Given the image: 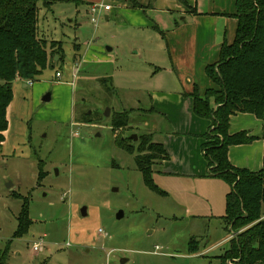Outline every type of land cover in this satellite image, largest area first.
I'll return each instance as SVG.
<instances>
[{
	"label": "rangeland",
	"instance_id": "1",
	"mask_svg": "<svg viewBox=\"0 0 264 264\" xmlns=\"http://www.w3.org/2000/svg\"><path fill=\"white\" fill-rule=\"evenodd\" d=\"M52 1L49 9L39 4V32L48 42H60L52 49L62 46L64 57L34 81L14 83L7 108L0 150V250L9 245L7 264H220L233 235L221 219L225 195L209 197L192 182L165 190L152 176L163 191L158 192L145 184L134 155L115 143V136L132 140L134 134L136 140L129 142L135 145L139 135L147 134L146 122L161 118L148 111L151 104L142 91L154 65H163L150 62L164 58L160 36L143 21L131 22L110 0ZM95 2L110 3L112 10H100L93 24L88 12ZM139 2L148 7L151 0ZM232 2L203 0L205 14L187 17L191 25H181L177 33L174 22L181 14L138 9L168 37L207 24L215 26L209 38H227L231 23L209 11L218 5L230 9ZM167 26L174 33H167ZM55 71L61 73L59 80ZM104 77L112 93L99 82ZM47 94L49 100H43ZM120 111L129 116L128 127L113 131L112 115ZM84 114L92 121L81 122ZM158 162L153 161V172ZM24 199L31 225L24 236L13 238ZM38 241L41 247L34 251Z\"/></svg>",
	"mask_w": 264,
	"mask_h": 264
},
{
	"label": "trees",
	"instance_id": "2",
	"mask_svg": "<svg viewBox=\"0 0 264 264\" xmlns=\"http://www.w3.org/2000/svg\"><path fill=\"white\" fill-rule=\"evenodd\" d=\"M139 1L130 0L131 7L145 8ZM177 1L188 6L185 0ZM40 3L49 9L54 1L0 0V150L8 127L7 108L13 98V82L17 78L34 81L53 63L54 55L59 60L63 58L62 46L52 49L60 42H48L40 36ZM189 11L198 14L194 7ZM225 15L234 17L237 26L233 41L228 43L223 38L218 60L205 67L214 86L203 93L194 87L187 95L192 98L193 113L210 121L209 132L204 136L206 142L202 144L209 167L206 176L228 186L221 219L233 235L219 256L220 264H226L227 260H233L234 264H264V217L261 214L264 164L259 170L251 171L235 167L228 160L229 147L264 137V127L261 136L250 135L246 130L229 132L230 117L236 113H249L264 121V0H236L234 13ZM152 27L164 36L156 23ZM99 82L109 93L114 91L110 79L102 78ZM91 117L84 114V120L80 121L91 122ZM128 118L124 112L114 113L112 130L128 127ZM115 137L119 148L134 155L145 184L163 192L152 180L153 161L168 158L163 145L153 142L150 134L139 135L135 145L129 142L132 141L129 137ZM30 225L27 199H24L12 237L24 236ZM193 249L194 246L190 248ZM8 256L9 245L0 250V264H7Z\"/></svg>",
	"mask_w": 264,
	"mask_h": 264
},
{
	"label": "crops",
	"instance_id": "3",
	"mask_svg": "<svg viewBox=\"0 0 264 264\" xmlns=\"http://www.w3.org/2000/svg\"><path fill=\"white\" fill-rule=\"evenodd\" d=\"M86 1L89 3L95 0ZM110 1L124 9L129 14L131 22L134 20L143 21V25L153 29V23H156V21L154 19L153 23L147 21L143 10L132 8L131 4L120 0ZM209 1L214 2V0ZM185 2L188 6L181 4L177 0H151L150 5L146 8L147 12H152L155 15L158 12H176L181 14V21L174 22L176 28L174 31L177 33L181 30V25H191L187 23V17H197L205 14L202 9L203 0H185ZM106 5H109L110 8L103 11H111L112 4L106 3ZM218 6H214L209 12L214 13L216 16H223L226 19L225 21L231 23L233 28L227 38L225 34L222 36H216L215 34L214 37L209 38L207 33L210 30L214 34L215 26L207 24L204 26L198 25L193 33L185 35L179 33V35L173 37H168L158 23L156 24L163 31L164 36L162 37L153 29L160 36V41L163 42L164 58L159 61L151 59L150 62H163V65L162 68L159 65H154L155 70L151 72V79L148 81L150 83L142 91H144L146 98L151 104L148 111L152 115L156 113L161 115L160 119L153 118L150 124L146 122L145 125L147 134L151 135L153 142L162 144L168 153V158L158 162L154 168L155 172H153L158 184L165 190L173 191L175 187L182 188L192 182L200 186L202 194L209 197H212L217 192L223 194L224 197L228 191V186L224 182L217 178L206 176L209 167L204 156L202 144L206 142L204 136L209 132L210 121L193 113L192 98L187 95L194 87H197L199 92L203 93L207 88L214 86L205 73V67L218 60L223 38L228 43L233 41H229L228 38L235 35L237 20L225 14H233L235 9L233 11L231 7L234 8L235 4L233 6L232 2L230 9H227V6ZM193 7L196 9L197 15L190 13L189 10ZM105 19L108 20L109 16L105 15ZM165 28L167 33H174V31L170 32L172 29L168 31V26ZM108 50L111 49L108 48ZM138 52L137 50L135 53L138 54ZM166 52L167 60L164 63ZM57 61L61 60H59L57 55H54L51 66H54ZM150 64L152 65V63ZM56 72L59 71H55V79L59 80L61 73L59 72L60 76L56 77ZM18 81L24 82L17 78L13 82V86ZM8 116L7 112V119ZM263 127L264 121L249 113H236L230 117L229 132L231 134L246 130L250 135L261 136ZM3 134L5 138L6 131ZM228 160L235 167L246 168L251 171L259 170L264 164V137H259L249 144L229 147Z\"/></svg>",
	"mask_w": 264,
	"mask_h": 264
},
{
	"label": "built area",
	"instance_id": "4",
	"mask_svg": "<svg viewBox=\"0 0 264 264\" xmlns=\"http://www.w3.org/2000/svg\"><path fill=\"white\" fill-rule=\"evenodd\" d=\"M110 8L109 5H106V4H98L97 2L96 3H93L90 5L89 7V15H90V21L91 23L95 24L96 23V14L100 11V10H108ZM60 76V73L59 72H56V77H59ZM30 81H28L29 83ZM102 230L100 229L99 232H101ZM41 241H38V242H33V246H32V249L34 251H38L39 248L41 247ZM156 249H157V246H156ZM232 264V263H231Z\"/></svg>",
	"mask_w": 264,
	"mask_h": 264
},
{
	"label": "water",
	"instance_id": "5",
	"mask_svg": "<svg viewBox=\"0 0 264 264\" xmlns=\"http://www.w3.org/2000/svg\"><path fill=\"white\" fill-rule=\"evenodd\" d=\"M49 97H50V95L47 94L46 96L43 97V100H49ZM108 114H109V108H107L106 112H105V115L108 116ZM130 137H131L132 140H136V136L134 134L131 135ZM81 211H82V214L84 215L85 214V208H83ZM120 216H122V212L121 211L117 214V217H120ZM121 262H124V260H121Z\"/></svg>",
	"mask_w": 264,
	"mask_h": 264
}]
</instances>
